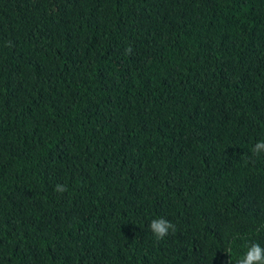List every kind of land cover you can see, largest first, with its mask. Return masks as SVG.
Here are the masks:
<instances>
[{"label":"trees","instance_id":"trees-1","mask_svg":"<svg viewBox=\"0 0 264 264\" xmlns=\"http://www.w3.org/2000/svg\"><path fill=\"white\" fill-rule=\"evenodd\" d=\"M0 264H264V0H0Z\"/></svg>","mask_w":264,"mask_h":264}]
</instances>
